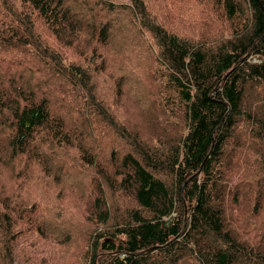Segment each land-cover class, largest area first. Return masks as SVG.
<instances>
[{
	"label": "trees",
	"instance_id": "1",
	"mask_svg": "<svg viewBox=\"0 0 264 264\" xmlns=\"http://www.w3.org/2000/svg\"><path fill=\"white\" fill-rule=\"evenodd\" d=\"M35 171L47 193L97 182L85 221L106 228L73 264H264V0H0V264L18 225L51 253L78 243L38 213Z\"/></svg>",
	"mask_w": 264,
	"mask_h": 264
},
{
	"label": "rangeland",
	"instance_id": "2",
	"mask_svg": "<svg viewBox=\"0 0 264 264\" xmlns=\"http://www.w3.org/2000/svg\"><path fill=\"white\" fill-rule=\"evenodd\" d=\"M112 1L124 2L127 4L129 3V0ZM154 11L161 18L164 17L163 11L159 7L155 6ZM166 25L171 31H175L179 34H184L190 37L194 36L200 28V23L196 22L191 26V30L186 29L175 18L166 21ZM141 33H144L145 41L149 45H147L145 41L139 39L133 40L132 44L136 47L138 45V48H141L143 51L145 50V52H147L146 57L150 58L154 55V39L146 30H141L140 34ZM146 47H148V49H146ZM138 79H141L140 72L135 71L126 77L122 82L127 90H131L132 88H135L134 83L137 82ZM145 93L149 95L148 91ZM142 127H145V125ZM243 158H245V155ZM40 173V171H35L33 175L34 181H31L27 188V190L31 188H40L39 193H33L34 195L29 193L33 200H37L38 202L42 203L37 205L38 213L43 212V207L45 206V209L49 215V213L52 211L50 208H53L54 212L58 214L60 221L66 225V227H68V230L66 229L65 231L72 233L73 239L78 243H74L73 245L71 244L70 247L68 245L66 247L63 246L62 251L51 253L50 248L47 245L42 244L41 240L36 241V237H34L32 233H28L26 230L24 231V227L22 225H18L16 230L17 232H20L21 235L17 240L18 246L16 250V258L13 261V264H24L29 261H35L38 264H73L76 261V256L81 250H83V246L88 235L90 236L92 231L97 230L98 228H100L99 231H102L106 228L104 226L105 224L102 222L94 221V223H92L93 228L89 231V225L86 224L85 221L86 216L87 218H90L89 212L93 206V202L97 194V192H95L96 185L94 184H97V182H92L93 178L91 174L84 173L81 177H78L84 192L76 188L75 182L70 177H66L64 178L62 185H56L54 187L55 189H52L49 193H47L45 186L41 185L40 180L38 179ZM225 185H228V189L230 184L226 182ZM256 185L257 183L254 184V186ZM63 187L71 190L70 194L63 192ZM42 188L45 189V193L43 192ZM249 190V187L245 185H243L240 189V191H245V195L240 206L242 210V213H240L241 215L244 214L245 211L250 207H254L256 203V199L254 197L246 195ZM234 195V192H227V202L229 204L234 201ZM241 195L242 193H240V196ZM256 224V220L250 221L245 217L242 224V230L245 232V234H250V228L254 227Z\"/></svg>",
	"mask_w": 264,
	"mask_h": 264
}]
</instances>
